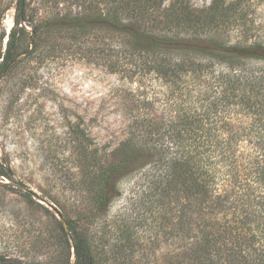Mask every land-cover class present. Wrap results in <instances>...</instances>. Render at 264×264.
I'll return each mask as SVG.
<instances>
[{
	"label": "rangeland",
	"instance_id": "1",
	"mask_svg": "<svg viewBox=\"0 0 264 264\" xmlns=\"http://www.w3.org/2000/svg\"><path fill=\"white\" fill-rule=\"evenodd\" d=\"M99 1L26 0L39 50L0 76V255L10 264H74L73 250L64 251L53 238L62 216L88 242L96 264H175L190 239L177 232V194L159 199L144 175L163 138L160 131L149 136L146 124L164 130L188 101L198 114L209 105L168 82V67L178 60L203 62L219 44L259 42L264 49V0H163L159 19L173 5L187 4L194 16L185 27L156 28L158 38L143 42L144 50L99 23L98 8L109 11L108 0ZM214 1L225 16L216 29L210 22L204 31L196 28L198 14ZM17 2L0 0L2 49ZM150 11L143 5V15ZM24 27L30 45L33 30ZM115 60L132 65L112 68ZM211 83L196 81L201 91ZM215 84V91L225 88ZM217 110L233 123L226 129L263 128L251 125L259 116L249 109L228 103ZM197 222L193 234L217 231L221 221L205 216Z\"/></svg>",
	"mask_w": 264,
	"mask_h": 264
},
{
	"label": "trees",
	"instance_id": "2",
	"mask_svg": "<svg viewBox=\"0 0 264 264\" xmlns=\"http://www.w3.org/2000/svg\"><path fill=\"white\" fill-rule=\"evenodd\" d=\"M108 4V14L98 8L99 23L131 36L142 45L139 50L146 48L143 42L158 38L154 34L156 28L185 27L190 21L188 16H194L187 4L177 8L173 5L159 19L157 12L163 0H108ZM143 5L151 8L148 15H143ZM16 13L4 49V36L0 37V76L14 71L20 62L39 50L38 38L34 37L37 28L27 14L26 0H18ZM223 16L214 1L208 11H200L195 27L204 31L210 22L216 29L218 18ZM144 22L147 26L142 30ZM24 26L33 30L30 45ZM20 28L24 29L22 34L18 33ZM202 61H174L165 76L168 82L178 85L180 92L195 99V103H207L208 111L198 114L193 102L188 101L190 106L181 107L166 120L164 130L146 124L149 136L160 131L163 138L150 171L144 175L154 187L151 192L159 199L168 198L172 192L177 194V232L182 239L190 240L175 264H264V49L259 42L237 41L228 47L219 44ZM127 64L132 65L129 60L125 64L115 60L111 67L118 69ZM201 78H210L225 88L215 91L216 84L211 83L201 91L196 85ZM228 103L256 113L259 117L251 125L263 128L226 129L233 123L220 117L217 106L225 107ZM205 216H220L218 230H199L193 234L197 220ZM62 218L68 230L59 222L58 235L53 234V238L59 240L64 251L73 250L74 264H96L90 245L77 227ZM11 262V258L0 255V264ZM70 263L69 259L68 263L60 259L55 264Z\"/></svg>",
	"mask_w": 264,
	"mask_h": 264
},
{
	"label": "water",
	"instance_id": "3",
	"mask_svg": "<svg viewBox=\"0 0 264 264\" xmlns=\"http://www.w3.org/2000/svg\"><path fill=\"white\" fill-rule=\"evenodd\" d=\"M60 218H62V217H60ZM61 222L63 223V225H64V227L66 228V230H68V229H67L66 222H65V220H64L63 218L61 219ZM74 257H75V256H74Z\"/></svg>",
	"mask_w": 264,
	"mask_h": 264
}]
</instances>
